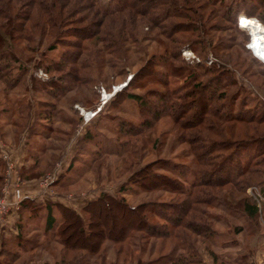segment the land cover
I'll return each instance as SVG.
<instances>
[{
  "label": "trees",
  "instance_id": "trees-1",
  "mask_svg": "<svg viewBox=\"0 0 264 264\" xmlns=\"http://www.w3.org/2000/svg\"><path fill=\"white\" fill-rule=\"evenodd\" d=\"M91 2L95 8L93 14L97 18L88 21L85 19L86 24L82 26L80 17L74 16L79 9H73L74 2L71 0H0V84L3 96L6 90L20 80L17 76H12V64L21 60L24 52H34L35 48L42 46L43 40L47 39L40 56L44 51L61 47L59 60L44 62L42 66L43 61L38 58L36 62L33 60L35 66L43 68L45 73H60L58 79L65 83V86H55L50 77L42 81L48 86L39 87L45 95L55 98L51 101L38 99L34 102L37 113L44 112L42 119L50 121L55 111V103L59 102L77 81L82 80L74 71V66L85 68V65L88 66L91 62L85 59L83 63H76L83 52L84 57L95 54L102 59L100 52L104 50L105 54L118 60L122 56V44L125 41L136 42L139 38L163 37L166 42L162 44L161 51L151 53L132 75L133 78L148 77L157 63L161 67V84L166 83V77L169 75L185 72L190 78L187 84L190 88L183 86L174 90L149 89L143 94H122L123 90L116 91L112 95L113 98H126L137 104L141 119L136 124L120 119L115 129L117 135L134 138L151 130L162 117H168L180 129L176 142L188 143L193 165L191 162H181L166 156L157 157L130 174L124 183L117 186L114 193L101 191L95 198L88 200L81 207L83 218L70 206L58 202L40 204L29 197H23L20 201L18 212L22 216L26 213L36 215L38 209L45 207L42 228L31 233L37 234L46 240V243L60 246V260L57 264H63L64 257L72 253H96L104 240L118 245L116 257L123 250L127 254L130 249L129 241L136 232L160 239V247L165 246L168 249L163 255V263L203 264L190 238L194 235L203 240L213 233L204 207L211 205L216 196L201 187L209 189L230 184L236 185L239 192L243 191L241 185H237L240 182L237 178L246 172L247 168L257 166L264 156V131L258 135L253 134L258 132L260 125H264V100L255 98L253 105H248L246 89L232 76V67L215 56L219 51L230 49L233 38L223 41L219 39L214 43V33H209L232 29L241 34L239 50L248 56L250 62L257 64L258 74L264 76V65L245 47L248 34L246 30L237 27L236 14L240 7L235 8L233 5L246 3L247 6L242 3L245 7L242 11L248 19L243 18L242 21L255 16L264 25V0H110L104 9L98 7L96 0ZM227 23H230L229 26ZM96 34H99L97 39L102 42V47L88 49L83 41L92 39ZM183 34L194 38L189 41ZM172 35L183 37L189 46L187 47L193 51L194 45H199L201 51L205 48L218 62L212 59L205 66L203 62L198 61L194 63L195 68L199 69L196 72L193 69L191 71L187 63L174 64V61L179 59V46H175L177 41ZM20 42L24 45L20 46ZM159 44L161 45V42ZM17 46L20 50L18 53L15 49ZM109 65H115L113 60L110 59ZM203 75L206 77L200 80L199 77ZM230 85L236 86V90L227 95L226 88ZM5 104L6 98L2 97V113L7 109L3 107ZM25 107L22 108L25 110ZM20 111L17 119L19 121L25 117ZM13 124L17 125L15 121ZM32 124L33 120L29 125ZM38 124L36 133L30 132L26 127L24 160L27 164L18 168L21 179L37 178L41 174L37 168L40 157L33 152L29 153L28 148L31 146L27 138H44L47 133L45 130L49 131L51 126L49 123L46 127H43L45 125H41V122ZM251 124L252 127L246 126ZM145 140L149 143V138L145 137L143 145ZM81 141L89 142L90 132L84 131ZM155 142L156 140L150 141V147ZM122 143H119L120 150L116 153L123 150ZM134 148L133 152L136 151ZM197 148H200V151ZM38 152L42 154L41 150ZM98 152L95 149L92 153ZM248 152L250 155L247 158L245 156ZM4 167L5 163L0 158V182ZM202 167L205 169L201 170ZM69 168L64 174L69 172ZM232 169L234 173H230ZM64 174L58 175L54 183L69 184L72 179L68 173ZM62 176L63 179H60ZM188 177L192 180L187 183ZM261 177L263 179L256 181L255 185L264 187V171L261 172ZM127 189L134 193L139 190L163 191L170 194L171 200H153L130 205L123 195ZM234 202H240V212L248 219L256 216L258 208L248 197L235 198ZM195 211L197 214H194ZM153 215L160 220L159 223L151 221ZM20 219L22 218L18 220ZM24 222L26 221H17V231L8 239L9 243L15 248H20L22 253L44 246L42 240L28 238ZM5 242L0 245V264H12L19 254L15 250L5 248Z\"/></svg>",
  "mask_w": 264,
  "mask_h": 264
},
{
  "label": "rangeland",
  "instance_id": "rangeland-1",
  "mask_svg": "<svg viewBox=\"0 0 264 264\" xmlns=\"http://www.w3.org/2000/svg\"><path fill=\"white\" fill-rule=\"evenodd\" d=\"M109 1L96 0V4L100 9H104ZM225 1L223 0V2ZM71 2H74L73 9H79L74 16H79V21H83L80 22V25L85 26V19L88 21L97 18L93 14L95 8L91 0H71ZM242 3L233 4L235 8L240 7L236 14V20L240 14H243L240 16L246 18L242 11L245 9ZM243 4L247 6L246 3ZM253 17L249 20H246L248 19L246 18L242 22L257 20L255 16ZM228 24L230 23L226 25L229 26ZM247 30L248 34L249 30ZM212 33L215 36L213 38L214 43L219 39L223 41L233 38L231 41L233 42L232 47L227 51H219L215 56L219 58V61L226 62L232 67V76L237 82L242 83L246 89L245 94L248 105L252 106L255 98L264 100V76L258 74L259 67L257 64L250 62L248 56L239 50L242 35L232 29H226L223 32L210 31L209 34ZM98 35L96 34L92 39L83 41L88 49L94 50L102 47V42L97 39ZM183 37L189 41L194 38L188 36V34H183ZM183 37L173 36L177 41V43H174L175 46H179V59L174 61V64L183 63L185 65L187 63L191 68L190 70L193 69L196 72L199 69L195 68L194 63L198 61L203 62L205 66L212 59L218 62L205 48L201 51L199 45H194V51L189 49ZM43 41L42 46L36 47L34 52H24L22 59L12 64V76H17L20 80L15 86L6 90L4 96L0 84V101L2 97H5L6 104L3 107H7L5 112H0V153L5 152L14 167L15 162L20 161V153L22 154L23 150L25 152L24 138L26 130L28 129L34 133L38 132L36 128L39 122H41V125H45L43 127H46L48 123L51 126L49 131L45 130L47 133L44 138L36 136L33 139L27 138V142L31 146V148H28L29 153L33 152L40 157L37 168L41 174L36 178L40 190L34 193V199L37 203H41L39 199H47L48 196L42 198L43 195L53 194L83 218L81 207L88 200L95 198L101 191L114 193L117 186L124 183L130 174L144 164L154 161L157 157L166 156L181 162H191L193 165L188 143L176 142L180 129L168 117H162L151 130L138 134L134 138L117 135L115 129L120 119L129 121L132 124H136L141 119L137 104L126 98H113L112 95L116 91L123 90L122 94H125V92L143 94L149 89L174 90L183 86L190 88V85H187L190 78L185 72L169 75L166 77V83L161 84L159 78L161 67L157 63L148 77L133 78L132 75L142 66V63L151 53L161 51L162 44L166 42L163 37L152 36L139 38L136 42L125 41L122 44V56L118 60L112 59L110 55L104 53V50L100 52L102 53V59L95 54L90 55L88 58L84 57L83 52L76 63H83L85 59L91 62L88 66L85 65V68L74 66V71L78 73L79 79L82 80L77 81L73 88L59 102L55 103L53 107L55 111L50 121L42 119L44 112L37 113L34 102L44 98L51 101L55 98L45 95L39 87L48 86L46 82L43 84L42 81H46L50 77L55 82V86H65V83L58 79L60 73L53 71L45 73L42 70L43 68L35 66L38 58L42 59V66L45 64L44 62L50 63L59 60L61 47H56L52 51H44L43 55L40 56V52L44 50V44H47V39ZM23 45L24 43L20 42V46ZM253 45V41L251 46L249 43L254 52L257 49ZM15 49L17 53L20 52L18 46ZM261 49L264 53V44ZM254 53L257 55L256 51ZM110 59L115 63L113 67L109 65ZM205 77L206 75H203L199 78L203 80ZM132 78L133 80L130 82ZM235 90L236 86L230 85L226 88V94H232ZM24 106H26L25 110L22 108ZM21 108L22 111H20ZM19 111L23 114L22 116H25V119L23 118L20 121L17 120ZM87 113L92 115L86 117L85 114ZM32 120L33 124L30 126ZM14 121L17 125L13 124ZM246 126L249 128L253 125ZM84 131L90 132L89 142L81 141ZM261 131H264V125H260L258 132L253 134L258 135ZM145 137L149 138V143L147 144L145 140L143 145L142 142ZM153 140H156V142L150 147V141ZM120 142H124L122 143L123 150L121 149L120 153H118L119 151L116 153L117 150H120ZM197 144L200 145V143ZM133 148L136 151L133 152ZM95 149L99 151L97 154L92 153ZM39 150L42 151V154H39ZM197 150L200 151V148H197ZM249 155L248 152L245 157L248 158ZM0 158L5 163L1 156ZM67 168H69L67 173L72 181L69 184L63 183L62 185L54 183L58 175L64 174ZM203 169L205 168L202 167L201 170ZM263 171L264 156L257 166L247 168V171L237 178L240 181L237 185H241L243 191L240 190L239 192L236 185L230 184L209 189L201 187L203 190H210L216 196L211 205L204 207V212L208 214L209 219L207 220L213 233L203 240L194 235H191L190 238L203 264H264V187L255 185L256 181L263 179L261 177ZM230 173H234V170L232 169ZM46 175L50 178V180L46 179L47 182L49 181L48 183L43 182ZM63 177L60 179H63ZM19 178L22 180L20 176ZM190 180L192 178L188 177L186 182L188 183ZM37 184L36 187H38ZM123 195L130 205L153 200L169 201L170 199V194L156 190L147 192L139 190L134 193L127 189ZM241 196L248 197L257 206L258 211L254 218L248 219L240 212V202L237 204L234 202L235 198ZM197 207L199 208V206ZM194 214H197L196 211ZM41 221H43L42 217L37 215L35 218L26 220L23 224L25 232L28 233V238L33 240L38 238L40 241L42 240L44 246L22 253L20 248H15L6 239L5 248L10 251L15 250L19 254V257L12 264H57L59 262L60 253L58 249L60 246L46 243V240L35 233H31L42 228ZM151 221L160 222L155 215L152 216ZM132 235L129 241L130 249L127 254L123 250L116 257L115 252L118 245L104 240L96 253L91 255L81 251L72 253L64 257L63 264H169L165 261L163 263V255L168 249L165 246L160 247V239L148 237L138 232Z\"/></svg>",
  "mask_w": 264,
  "mask_h": 264
},
{
  "label": "built area",
  "instance_id": "built-area-1",
  "mask_svg": "<svg viewBox=\"0 0 264 264\" xmlns=\"http://www.w3.org/2000/svg\"><path fill=\"white\" fill-rule=\"evenodd\" d=\"M236 25L239 28H244L240 24V15L237 17ZM247 30V29H246ZM249 35V32H248ZM250 42V35L248 38L247 43H245V47L250 51L251 55L258 59L263 65L264 60L258 58L249 46ZM0 156L5 160V167L3 172V183L1 187V196H0V228L4 226L6 221V216L12 211L17 210L19 207L20 201L25 197L21 192V180L17 174L16 168L14 167L13 163L8 159L7 154L5 152H1ZM46 179L48 175L45 176L43 182L48 183Z\"/></svg>",
  "mask_w": 264,
  "mask_h": 264
},
{
  "label": "crops",
  "instance_id": "crops-1",
  "mask_svg": "<svg viewBox=\"0 0 264 264\" xmlns=\"http://www.w3.org/2000/svg\"><path fill=\"white\" fill-rule=\"evenodd\" d=\"M25 149V148H24ZM23 150V147H22ZM25 158V152L23 150V153H20V161H18V163L15 162V168L18 174V168L21 165H26L27 161L24 160ZM19 176V174H18ZM3 183V174H2V180L0 182V196L2 194L1 192V185ZM36 178L33 179H22L21 180V192L25 197H29V198H34V193L38 192L40 190V186L36 187ZM48 194V195H47ZM46 195H43L42 198H44L45 196L47 199L43 200V199H39V201L41 202L40 204H44V202H58L61 203L63 205L68 206L67 204H64L62 200L56 198L55 196H53V194H49L47 193ZM36 202V201H35ZM44 214H45V207H41L40 209H38V214L36 215H40L43 219V221H41V225L43 226L44 223ZM36 215H32L30 213H26L23 216L20 215V213L17 210H12L7 216H6V224L0 228V245L1 242L6 241V239L8 240L9 238L13 237L17 231V221H23V220H29L32 218L37 217ZM56 215V213H55ZM19 218H22L20 220H18Z\"/></svg>",
  "mask_w": 264,
  "mask_h": 264
},
{
  "label": "bare ground",
  "instance_id": "bare-ground-1",
  "mask_svg": "<svg viewBox=\"0 0 264 264\" xmlns=\"http://www.w3.org/2000/svg\"><path fill=\"white\" fill-rule=\"evenodd\" d=\"M244 17H246V16H244ZM242 19H243V16H240L241 26L250 30V34H251L250 46H251V43L253 41V44H254L253 46L257 49L255 51H256L258 57L260 59L264 60V53L261 49V47L264 44V26L261 23L256 22V21L242 22ZM251 49H253V48H251ZM89 115L91 116L92 114L91 113L85 114L86 117H88Z\"/></svg>",
  "mask_w": 264,
  "mask_h": 264
}]
</instances>
